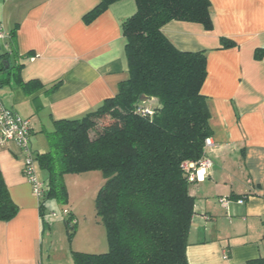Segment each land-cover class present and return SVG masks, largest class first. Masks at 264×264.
Segmentation results:
<instances>
[{"label": "crops", "instance_id": "obj_1", "mask_svg": "<svg viewBox=\"0 0 264 264\" xmlns=\"http://www.w3.org/2000/svg\"><path fill=\"white\" fill-rule=\"evenodd\" d=\"M209 2L211 31L175 21L162 27L179 50L206 54L201 94L210 111L212 145L205 156L211 167L202 181L189 186L194 214L186 259L188 264H255L264 258V0ZM97 4L0 0V24L11 38L10 44L0 41V56L10 51L0 57V100L29 122L32 152L35 132L45 137L54 121L96 110L127 78L120 26L135 13V2H117L86 23L83 16ZM221 39L234 45L222 48ZM6 58L9 64L2 69ZM19 80L37 81L40 87L25 92ZM23 165L14 141L0 143V173L18 207L12 220L0 222V264H51L49 251L46 262L44 257L49 248L45 235L52 234L50 217L45 203L40 213ZM39 180L44 183L46 176ZM220 198L230 200L227 208ZM239 199L243 205L236 203Z\"/></svg>", "mask_w": 264, "mask_h": 264}, {"label": "trees", "instance_id": "obj_2", "mask_svg": "<svg viewBox=\"0 0 264 264\" xmlns=\"http://www.w3.org/2000/svg\"><path fill=\"white\" fill-rule=\"evenodd\" d=\"M120 1L98 0L84 21L91 22ZM134 2L135 13L120 26L127 78L118 84L116 95L79 119L54 121L52 131L45 133L48 150L35 154L46 172L40 213L48 199H66L64 176L94 171L103 176L94 209L105 230L107 252H71L72 264H188L194 199L184 166L206 157L205 141L212 135L208 102L201 94L206 54L179 50L162 27L175 21L211 31L210 2ZM220 43L222 48L234 45L226 39ZM8 64L4 59L2 69ZM18 83L25 92L40 87L37 81ZM144 108L151 115L142 116L139 110ZM17 213L0 173V222ZM70 218L64 220L69 238L76 226ZM254 263L264 264V258Z\"/></svg>", "mask_w": 264, "mask_h": 264}, {"label": "rangeland", "instance_id": "obj_3", "mask_svg": "<svg viewBox=\"0 0 264 264\" xmlns=\"http://www.w3.org/2000/svg\"><path fill=\"white\" fill-rule=\"evenodd\" d=\"M33 154L44 153L48 150L47 140L44 135L36 133L32 139ZM38 179H45L46 172L35 164ZM66 199L59 201L50 198L45 202V216L52 226L51 238L45 235V262L47 252L51 254V264H72L71 253L101 254L107 252L105 230L95 213V197L98 189L104 182L100 172L94 171L88 174L64 176ZM67 213L71 222L76 226L71 238L66 233L64 220ZM54 214V216H52ZM73 214V215H72ZM48 233V231H47ZM70 254H69V253ZM69 254V255H67Z\"/></svg>", "mask_w": 264, "mask_h": 264}, {"label": "built area", "instance_id": "obj_4", "mask_svg": "<svg viewBox=\"0 0 264 264\" xmlns=\"http://www.w3.org/2000/svg\"><path fill=\"white\" fill-rule=\"evenodd\" d=\"M8 39L9 35L0 24V41H7ZM139 113L142 116H146L151 115L152 112L150 109L144 108L139 110ZM30 133L31 128L29 122L21 119L12 110L5 108L0 100V143L14 141L19 146L24 158L22 173L30 184L34 196L40 202L44 195L45 184L41 182L36 175L35 155L30 148ZM211 145L210 139H207L205 141V149ZM210 167V160L204 157L197 165L186 164L184 169L189 173V181L193 183L202 181ZM218 202L222 207L227 208L230 200L227 198H220ZM236 203L243 205L244 200L239 199ZM67 215V213H63L64 217H67ZM52 216H54V214H52Z\"/></svg>", "mask_w": 264, "mask_h": 264}]
</instances>
